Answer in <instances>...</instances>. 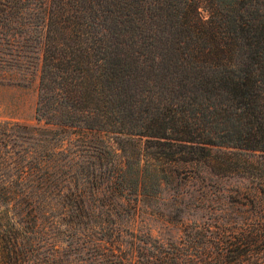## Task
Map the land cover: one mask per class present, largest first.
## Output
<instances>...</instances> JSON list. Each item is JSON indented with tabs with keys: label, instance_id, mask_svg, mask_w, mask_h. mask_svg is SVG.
Returning <instances> with one entry per match:
<instances>
[{
	"label": "trees",
	"instance_id": "16d2710c",
	"mask_svg": "<svg viewBox=\"0 0 264 264\" xmlns=\"http://www.w3.org/2000/svg\"><path fill=\"white\" fill-rule=\"evenodd\" d=\"M37 50L36 124L0 120V264L264 253V0H0V80ZM198 165L249 179L258 197L225 200L262 213L149 252L118 208Z\"/></svg>",
	"mask_w": 264,
	"mask_h": 264
},
{
	"label": "rangeland",
	"instance_id": "374dc122",
	"mask_svg": "<svg viewBox=\"0 0 264 264\" xmlns=\"http://www.w3.org/2000/svg\"><path fill=\"white\" fill-rule=\"evenodd\" d=\"M40 57V50H37L26 66L0 80V120L36 124L34 110L38 96ZM172 179L157 194L139 195L135 206L132 201L125 200L118 208V222L121 225L132 224L138 234H150L151 239L145 244L149 252L162 249L169 253L192 251V237L197 232L232 229L247 222L251 214L259 216L262 213L260 207L255 210L250 206L237 209L236 204H228L225 200L229 195L237 198V194L242 192H250L258 197L250 188L252 183L247 178L217 175L205 165H198L192 169H179ZM101 203H106V200L102 198ZM122 242L130 253L132 237L125 234ZM140 262L137 257L131 256V264ZM210 264L215 263L212 261ZM238 264H264V253Z\"/></svg>",
	"mask_w": 264,
	"mask_h": 264
}]
</instances>
